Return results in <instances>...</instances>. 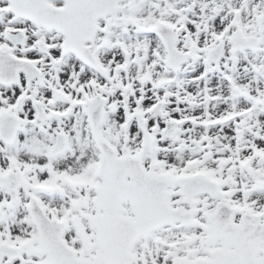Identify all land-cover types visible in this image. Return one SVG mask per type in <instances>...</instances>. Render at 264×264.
<instances>
[{
	"label": "snow or ice",
	"instance_id": "snow-or-ice-1",
	"mask_svg": "<svg viewBox=\"0 0 264 264\" xmlns=\"http://www.w3.org/2000/svg\"><path fill=\"white\" fill-rule=\"evenodd\" d=\"M0 264H264V0H0Z\"/></svg>",
	"mask_w": 264,
	"mask_h": 264
}]
</instances>
